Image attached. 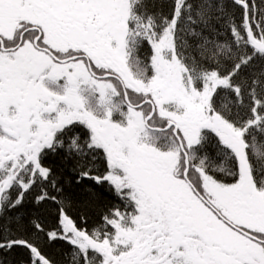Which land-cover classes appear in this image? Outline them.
I'll return each mask as SVG.
<instances>
[{"label": "snow or ice", "instance_id": "snow-or-ice-1", "mask_svg": "<svg viewBox=\"0 0 264 264\" xmlns=\"http://www.w3.org/2000/svg\"><path fill=\"white\" fill-rule=\"evenodd\" d=\"M0 264H264V0H0Z\"/></svg>", "mask_w": 264, "mask_h": 264}]
</instances>
